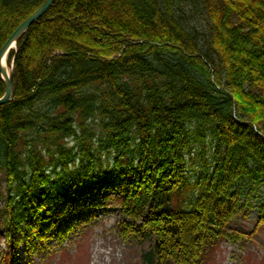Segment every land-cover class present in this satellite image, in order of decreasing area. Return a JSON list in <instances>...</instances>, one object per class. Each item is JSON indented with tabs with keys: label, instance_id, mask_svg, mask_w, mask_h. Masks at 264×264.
I'll list each match as a JSON object with an SVG mask.
<instances>
[{
	"label": "trees",
	"instance_id": "1",
	"mask_svg": "<svg viewBox=\"0 0 264 264\" xmlns=\"http://www.w3.org/2000/svg\"><path fill=\"white\" fill-rule=\"evenodd\" d=\"M44 2L0 0V49ZM17 45L15 98L0 105L3 264L20 233L31 251L63 240L68 210L112 193L120 235L152 241L140 264H208L248 191L258 222L238 236L264 225V0H56Z\"/></svg>",
	"mask_w": 264,
	"mask_h": 264
},
{
	"label": "rangeland",
	"instance_id": "2",
	"mask_svg": "<svg viewBox=\"0 0 264 264\" xmlns=\"http://www.w3.org/2000/svg\"><path fill=\"white\" fill-rule=\"evenodd\" d=\"M198 26L205 30L206 22L199 21ZM95 146L100 147V143ZM205 146V153L202 146L196 145L189 155V160L193 158L196 164V167L190 168L189 171L191 182H195L201 174L202 162L205 163V159L214 153V146L210 141ZM98 154H101L103 164L107 167L113 153L99 148ZM8 191L6 172L0 171V264H3V257L8 249L4 223L5 198ZM250 193L251 191H248L242 198L229 225V233L233 234V238L220 244L208 264H264V225L258 227L252 237L238 236L239 232L246 235L252 233L257 226V202L254 194L250 196ZM116 198V193L110 194V199L105 201V208L94 209L89 213L68 210L60 220L63 226L73 225L74 228L63 240H59L55 232L45 242L34 240L31 251L28 241L20 233L15 248V264H140L142 252L151 248L152 241H147L141 246L136 241L120 235L117 224L127 217ZM104 199L105 195L101 200ZM12 246L15 247V244Z\"/></svg>",
	"mask_w": 264,
	"mask_h": 264
},
{
	"label": "water",
	"instance_id": "3",
	"mask_svg": "<svg viewBox=\"0 0 264 264\" xmlns=\"http://www.w3.org/2000/svg\"><path fill=\"white\" fill-rule=\"evenodd\" d=\"M56 0H45V2L28 18H26L11 34L9 39L0 49V74L5 83V93L0 97V105L6 104L15 98V86L13 81V69L15 63V56L12 60L11 68L8 69L3 64L5 57L8 56L13 48H17V44L21 36L31 27L33 23L38 21L46 11L53 5Z\"/></svg>",
	"mask_w": 264,
	"mask_h": 264
},
{
	"label": "bare ground",
	"instance_id": "4",
	"mask_svg": "<svg viewBox=\"0 0 264 264\" xmlns=\"http://www.w3.org/2000/svg\"><path fill=\"white\" fill-rule=\"evenodd\" d=\"M8 56L5 57V60L3 61V64L7 66L8 69H10L8 62H7Z\"/></svg>",
	"mask_w": 264,
	"mask_h": 264
}]
</instances>
